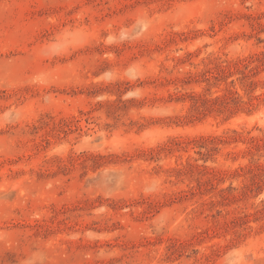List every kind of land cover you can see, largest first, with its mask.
I'll list each match as a JSON object with an SVG mask.
<instances>
[{"label": "rangeland", "instance_id": "1", "mask_svg": "<svg viewBox=\"0 0 264 264\" xmlns=\"http://www.w3.org/2000/svg\"><path fill=\"white\" fill-rule=\"evenodd\" d=\"M0 264H264V0H0Z\"/></svg>", "mask_w": 264, "mask_h": 264}]
</instances>
